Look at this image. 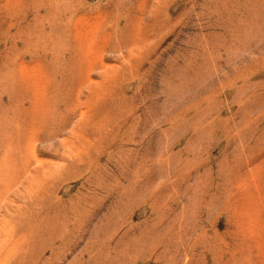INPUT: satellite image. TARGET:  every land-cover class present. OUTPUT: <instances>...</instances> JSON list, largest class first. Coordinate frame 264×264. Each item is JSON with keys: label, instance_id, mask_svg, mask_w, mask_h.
Instances as JSON below:
<instances>
[{"label": "rangeland", "instance_id": "374dc122", "mask_svg": "<svg viewBox=\"0 0 264 264\" xmlns=\"http://www.w3.org/2000/svg\"><path fill=\"white\" fill-rule=\"evenodd\" d=\"M0 169L1 264H264V0H0Z\"/></svg>", "mask_w": 264, "mask_h": 264}, {"label": "bare ground", "instance_id": "6f19581e", "mask_svg": "<svg viewBox=\"0 0 264 264\" xmlns=\"http://www.w3.org/2000/svg\"><path fill=\"white\" fill-rule=\"evenodd\" d=\"M12 138V137H11ZM35 139V138H34ZM33 141V140H32ZM34 145V144H33ZM31 146V145H30ZM29 146V147H30ZM31 148V147H30ZM29 149V148H28ZM28 152H30L29 150H28ZM31 152H32V155H33V151H32V149H31ZM30 152V153H31ZM31 155V154H30ZM33 157V156H32ZM28 158V157H27ZM26 158V159H27ZM30 158H31V156H30ZM27 165V164H26ZM29 167H31V166H29ZM2 168V167H1ZM27 172H29V170L27 171ZM25 173H26V171H25ZM36 175V174H35ZM23 176V175H22ZM2 179H4V181H7V172L5 171V170H1L0 169V181H2ZM47 179V178H46ZM14 181V180H13ZM33 181H34V179H33ZM53 182V181H52ZM42 183V182H41ZM2 184H4V183H2ZM36 184V183H35ZM4 186V185H3ZM31 186V185H30ZM3 188V187H2ZM7 188H8V186H7ZM35 190V189H34ZM6 191H8V190H6ZM5 197V196H4ZM2 199H4V198H1V200ZM4 205V204H3ZM24 205V204H23ZM34 206V205H33ZM21 210V206L20 205H18L17 207H16V211H20ZM17 219V218H16ZM19 221V220H18ZM4 226V225H3ZM1 255V254H0ZM8 255V254H7ZM3 259H6V256L3 258ZM2 259V260H3ZM2 260H1V262H2ZM4 261V260H3ZM1 262H0V264H1ZM5 262V261H4Z\"/></svg>", "mask_w": 264, "mask_h": 264}]
</instances>
